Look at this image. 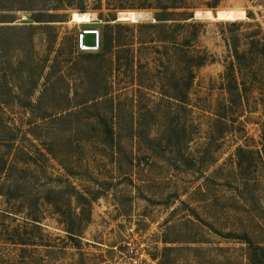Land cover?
<instances>
[{
	"label": "rangeland",
	"instance_id": "rangeland-1",
	"mask_svg": "<svg viewBox=\"0 0 264 264\" xmlns=\"http://www.w3.org/2000/svg\"><path fill=\"white\" fill-rule=\"evenodd\" d=\"M147 3L0 0V264H247L264 247V0H188L197 26L178 33L206 62L187 91ZM83 29L107 52L82 51ZM76 193L78 248L61 224Z\"/></svg>",
	"mask_w": 264,
	"mask_h": 264
},
{
	"label": "trees",
	"instance_id": "trees-1",
	"mask_svg": "<svg viewBox=\"0 0 264 264\" xmlns=\"http://www.w3.org/2000/svg\"><path fill=\"white\" fill-rule=\"evenodd\" d=\"M148 8H153L159 10V13H156L155 17V24L150 25V27L155 29H161L169 31V33H166L169 37L168 41L166 40H159L158 43L165 46L166 42H170L171 46L173 47L174 56L176 59V62L179 63V66L182 65L183 69L178 68L175 73L177 76V79L179 80H185V91L189 89V86L193 80L194 76V69L201 67L206 62V55H203L196 51L193 46L194 37H185L184 39H181L179 36L178 31L183 29H193L196 28L197 22L192 19V13L189 12L188 8V0H146ZM79 12H84V9H78ZM137 19L138 21L145 20V19H152L149 14L139 12L137 13ZM178 18V19H176ZM114 20V19H113ZM192 33V32H190ZM112 37H109L107 33L101 34V39L99 43L100 47V54L93 55L94 57L101 56L102 54L106 53L108 50L109 45L112 42ZM262 40L264 41V36L259 39H253L252 45L254 47L261 46L264 49V44H262ZM239 54L235 52V59L238 61ZM262 56H264V53H262ZM237 66L240 67V63L237 62ZM231 73H227L226 76L229 78L231 86L232 82L234 83L233 88L229 87L227 88V91H240L239 85L236 81V77L234 74L233 67L230 69ZM240 69L238 70V73L240 74ZM185 74V78H184ZM175 88H178L180 90V85L175 86ZM77 203L79 204L80 213L77 215H74V218L71 219L70 222H62V226L64 228L65 236L69 242H71V245H73V242H78L80 239V232L81 227L84 223H88L89 217L87 219L82 218V215L85 213V208L83 207V204L89 205V201L84 195H81L79 193H76L75 195ZM90 207V205H89ZM56 213L59 216H62V212L59 208L56 209ZM75 248H78L79 244L73 245ZM247 264H264V247L260 246H249L248 252H247Z\"/></svg>",
	"mask_w": 264,
	"mask_h": 264
},
{
	"label": "water",
	"instance_id": "water-1",
	"mask_svg": "<svg viewBox=\"0 0 264 264\" xmlns=\"http://www.w3.org/2000/svg\"><path fill=\"white\" fill-rule=\"evenodd\" d=\"M195 19V13L193 14ZM99 32L95 29H83L78 34V44L82 51H94L99 48Z\"/></svg>",
	"mask_w": 264,
	"mask_h": 264
},
{
	"label": "bare ground",
	"instance_id": "bare-ground-1",
	"mask_svg": "<svg viewBox=\"0 0 264 264\" xmlns=\"http://www.w3.org/2000/svg\"><path fill=\"white\" fill-rule=\"evenodd\" d=\"M84 22L91 23L94 20V15L90 13H84Z\"/></svg>",
	"mask_w": 264,
	"mask_h": 264
}]
</instances>
